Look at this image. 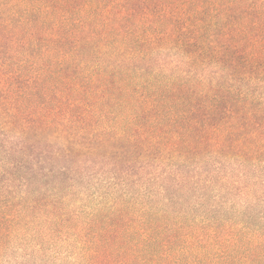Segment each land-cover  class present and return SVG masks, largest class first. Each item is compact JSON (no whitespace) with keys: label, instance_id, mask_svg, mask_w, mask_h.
<instances>
[{"label":"trees","instance_id":"1","mask_svg":"<svg viewBox=\"0 0 264 264\" xmlns=\"http://www.w3.org/2000/svg\"><path fill=\"white\" fill-rule=\"evenodd\" d=\"M0 264H264V0H0Z\"/></svg>","mask_w":264,"mask_h":264}]
</instances>
